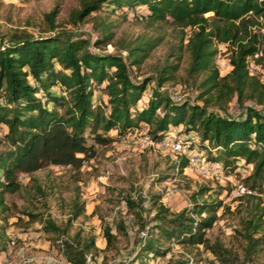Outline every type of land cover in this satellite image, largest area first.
Segmentation results:
<instances>
[{"label": "trees", "instance_id": "obj_1", "mask_svg": "<svg viewBox=\"0 0 264 264\" xmlns=\"http://www.w3.org/2000/svg\"><path fill=\"white\" fill-rule=\"evenodd\" d=\"M134 8L142 9L138 19L149 26L170 23L180 27L182 33L179 47L167 56L173 60L167 59L152 76L140 80L132 77L130 68L139 69L162 37L115 39L116 25L109 19L110 14ZM58 12L54 7L44 14L50 33L18 31L0 37V128L7 144L0 151V172L4 176L0 182V208L6 209L4 194L20 190V174L31 175L51 165L79 171L83 162L95 154L87 138L106 145L145 128L147 135L158 141L179 129L181 135L196 136L195 147L208 154V162L230 171L236 170L238 160L252 166L243 183L253 194L237 198L245 214L238 233L245 242L246 259L261 253L264 112L245 106L243 114L229 116L209 110L208 104H221L235 95L240 104L254 101L264 105V81L247 68V58L255 53L261 54L258 62L264 60V0H82L70 19L76 24L91 16L92 29L97 32L93 40L58 31ZM187 28L189 35L184 44ZM218 44L226 45L229 51L231 69L224 76L215 64ZM108 45H114V50L107 51ZM183 50L190 56L187 74L203 75L194 101L172 100L163 88L176 78ZM151 83L155 86L150 88ZM97 88L102 92V102L97 100ZM199 100L202 104L197 103ZM112 130L116 134L109 137ZM186 165V158L181 156L175 168L182 173ZM213 194L209 188H200L191 196V205L177 212L158 204L160 198H155L152 218L142 220L136 233L130 263L151 264L150 259L168 254L169 247L164 245L178 243L203 247L218 264H235L228 250L206 237L222 205L212 199ZM135 202L126 198L130 209L137 206ZM84 213L85 205L77 199L62 226L38 215H26L30 222H40L41 232L52 236L68 264H85L87 255L94 256L100 250L96 240L83 236L81 231L69 235L73 223ZM145 229L141 237L139 233ZM121 230L125 228L120 225ZM63 236L66 240L61 239ZM103 238L106 250L117 240L109 226L103 228ZM171 264H188V259Z\"/></svg>", "mask_w": 264, "mask_h": 264}, {"label": "rangeland", "instance_id": "obj_2", "mask_svg": "<svg viewBox=\"0 0 264 264\" xmlns=\"http://www.w3.org/2000/svg\"><path fill=\"white\" fill-rule=\"evenodd\" d=\"M81 1L0 0V37H7L18 31L33 35L50 33L46 31L44 14L58 7L59 12L55 18L58 31L66 30L93 40L97 32L92 29L91 16L76 24L70 19L71 12L80 7ZM141 10L134 8L124 13L109 15V19L114 20L116 25L115 39L162 37V42L139 69L130 68V74L137 80L152 76L167 59L172 61L173 57L167 56L179 47L182 36L180 27L170 23L149 26L145 20L138 19ZM262 30L264 32V27ZM186 31L184 44L189 35L188 28ZM217 48L215 64L220 75L224 76L231 69L229 51L224 44H218ZM91 49L94 47L91 46ZM106 50L113 51L114 45L107 46ZM181 56L176 78L166 82L163 88L167 89V92L178 93L182 99L194 101L199 94L198 84L203 75L189 76L188 51L183 50ZM257 65L254 74L264 80V60H260ZM154 86V83L149 85L150 88ZM96 95L97 100L102 102V92L98 88ZM197 103L202 104V101ZM245 106H252L264 112V105L254 101L240 104L235 95L225 98L221 104L210 102L208 109L219 114L239 116L245 112ZM145 132V128H138L124 139L106 145L97 144L87 138V144L94 147L95 154L83 162L79 171L51 165L31 175L20 174V190L14 194H4L6 209L0 208V264H68L51 240L52 236L41 232L40 222H30L26 213L38 215L40 219L50 220L62 226L69 216L72 202L77 199L84 203L85 213L73 223L69 235L73 236L81 231L83 236L96 240L100 250L94 256L88 255L91 256L92 263L131 264L136 233L142 220L149 221L152 218L155 198H160L158 204H164L177 212L191 205V196L200 188L213 190L215 194L212 199L222 203L217 213V221L213 228L206 232V237L228 250L235 264H264V249L251 259L245 258V242L238 233L245 214L241 212L240 201L231 194L238 186H244L243 181L251 173L252 166L238 160L234 171L221 167L219 172L214 170L207 175L187 170L179 173L175 167L181 162V156L142 146L140 143ZM115 134L116 131L112 130L108 136L113 137ZM3 135L4 130L0 128V151L7 148ZM204 155L208 160V154ZM165 176L169 177L168 180L161 182L160 179ZM261 196L264 201V194ZM126 198H132L137 206L134 209L128 208ZM120 225L125 230L119 231ZM105 226H109L117 237L113 247L108 250L105 249L103 238ZM12 241L15 242L14 248L10 246ZM59 242L60 240L57 241ZM164 247H169L168 254L150 259L149 263L171 264L177 260L192 258L197 264L202 261L218 264L213 255L203 247H188L178 243Z\"/></svg>", "mask_w": 264, "mask_h": 264}, {"label": "built area", "instance_id": "obj_3", "mask_svg": "<svg viewBox=\"0 0 264 264\" xmlns=\"http://www.w3.org/2000/svg\"><path fill=\"white\" fill-rule=\"evenodd\" d=\"M138 17L141 18L140 14L138 15ZM110 46L111 45H108V47ZM260 55L261 54L258 52L247 58V68L249 70V73L252 75H255L254 70L258 68L257 63H258V59L260 58ZM261 80L264 81L263 79ZM177 94L178 93L172 91L168 92V95L172 100H176V101L181 100L182 97ZM196 142H197V138L194 134L181 135L179 129H174L171 133H169L161 140L158 141L153 140L151 139V137L147 135V129H146L145 135L142 138L140 144L142 146L152 148L153 150H157L161 152L164 151L174 155L185 157L187 160L186 170L189 172H195L201 175H207L209 173H212V171L214 170L219 172L222 166L218 163L208 162L206 160L203 151L195 147ZM3 181H4V176L0 172V182ZM231 194L233 198H238L245 194H253V192L250 191L247 187L240 185L237 188H235ZM139 234L141 237H144L145 231H140ZM10 246L11 248H14L15 242L12 241ZM85 264H93L91 261V256L88 255L86 256ZM188 264H197V263L194 262L192 258H189ZM198 264H208V263L202 261L199 262Z\"/></svg>", "mask_w": 264, "mask_h": 264}, {"label": "crops", "instance_id": "obj_4", "mask_svg": "<svg viewBox=\"0 0 264 264\" xmlns=\"http://www.w3.org/2000/svg\"><path fill=\"white\" fill-rule=\"evenodd\" d=\"M4 256V255H3ZM2 259V255H0V260Z\"/></svg>", "mask_w": 264, "mask_h": 264}]
</instances>
